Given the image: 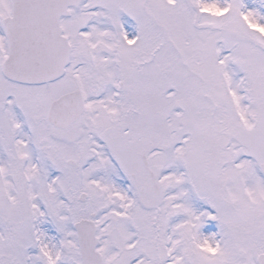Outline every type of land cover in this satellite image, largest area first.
Segmentation results:
<instances>
[{"label":"snow or ice","instance_id":"1","mask_svg":"<svg viewBox=\"0 0 264 264\" xmlns=\"http://www.w3.org/2000/svg\"><path fill=\"white\" fill-rule=\"evenodd\" d=\"M0 264H264V0H0Z\"/></svg>","mask_w":264,"mask_h":264}]
</instances>
